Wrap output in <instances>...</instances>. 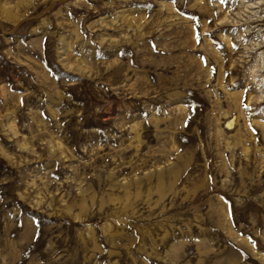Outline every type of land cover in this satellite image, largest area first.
<instances>
[{"label": "rangeland", "instance_id": "obj_1", "mask_svg": "<svg viewBox=\"0 0 264 264\" xmlns=\"http://www.w3.org/2000/svg\"><path fill=\"white\" fill-rule=\"evenodd\" d=\"M0 21V264H264V0Z\"/></svg>", "mask_w": 264, "mask_h": 264}, {"label": "water", "instance_id": "obj_2", "mask_svg": "<svg viewBox=\"0 0 264 264\" xmlns=\"http://www.w3.org/2000/svg\"><path fill=\"white\" fill-rule=\"evenodd\" d=\"M0 26L2 27V28H4V24L0 21Z\"/></svg>", "mask_w": 264, "mask_h": 264}, {"label": "bare ground", "instance_id": "obj_3", "mask_svg": "<svg viewBox=\"0 0 264 264\" xmlns=\"http://www.w3.org/2000/svg\"><path fill=\"white\" fill-rule=\"evenodd\" d=\"M228 125H232V123H229Z\"/></svg>", "mask_w": 264, "mask_h": 264}]
</instances>
